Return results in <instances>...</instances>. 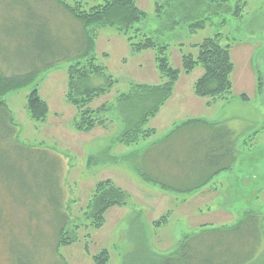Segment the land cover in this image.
I'll return each instance as SVG.
<instances>
[{"label":"rangeland","instance_id":"1","mask_svg":"<svg viewBox=\"0 0 264 264\" xmlns=\"http://www.w3.org/2000/svg\"><path fill=\"white\" fill-rule=\"evenodd\" d=\"M80 1L87 7L100 0ZM178 1L169 2L166 6V0H135L136 6L146 14L135 27L141 34L168 45L166 55L170 65L179 69V75L174 84L176 89L174 86L171 95L162 104L168 110L160 114L157 112L148 119L145 127L152 128L154 132L130 146L116 139L123 130L125 117L132 115L130 108L125 111L120 109L119 102L123 98L122 93L128 92L135 83L151 85L164 81L155 68L152 50L133 52L115 28L90 26L89 30L95 37V61L105 68L104 73L111 76V86L103 94L94 97L89 106L95 109L106 104L110 110L107 112L109 119L104 120L103 126L83 132L74 128L77 109L67 97V70L83 46L81 24L66 11L61 10L65 15L58 12L50 0L49 10L45 11L54 23L58 20L63 23L64 35L58 34L59 24L54 28L57 31H53V41L45 33L46 37L41 39V45L46 49L43 58L37 54L32 62L26 61L27 58L17 61L18 54L26 56L23 53L25 47L7 41L13 49L4 57L12 63L13 71L26 70L36 63L35 60L38 67L30 84L0 96L6 105L4 110L15 126L13 140L4 137L0 143V264L19 263L17 259L20 257L25 258L27 264H99L95 258L104 250L108 256L104 264H161L163 256L178 251L184 237L181 231L185 226L192 225L199 233L208 230L203 233L209 235L210 241H213L212 235H233V231L228 229L233 228L240 219L230 224L233 215L225 210L207 212L202 203H190L194 219L187 218L185 214V218H180L181 211L189 206V203H177L171 196L181 197L175 194L180 190L160 189L153 182L144 180L142 173L150 172L147 168L151 169L153 165L139 166L132 155H140L146 149L141 155L158 161L165 175L161 177L162 180L166 178L174 182L175 176L179 175L184 178L181 180L184 183H194L203 177L194 153L198 154L197 149L202 148V141L209 130L204 126L184 129L186 124L181 127L182 131L175 130L172 136H167L168 140L156 144L164 134L180 125L172 121L175 118L174 111L180 109L181 103L187 106V115H199L207 121L217 118L225 110L226 117L239 115V120L228 122L231 126L245 127L248 131L252 129L249 121L255 127L264 125V61H261L264 57V0H226L224 4L231 6L232 10L236 6V10L242 8L241 15L236 17L223 14V7L215 15L212 14L206 7L210 0H204L203 4L206 5L201 3L192 17H207V23L194 33L186 24L177 25L171 30L163 29V25L168 22L165 16L171 12L172 4ZM180 1L186 2L183 5L190 8L194 2ZM164 3L161 14L157 13L156 4ZM3 8L5 6L0 4V29L5 22L9 26L11 22V26H17L7 28L9 32L16 29L19 33L30 26L31 20L25 19V14L22 17L24 19L19 21L21 18L17 12L15 16V9ZM174 13L176 18H181L185 10L180 6ZM216 32L221 34L222 43L234 44V70L230 76L234 91L242 88L247 98L256 99L260 106L238 108L232 103L229 109L216 107L212 111L206 108L210 105L206 98V109L202 110L204 98L186 96L202 69L196 67L192 72L184 73L180 57L182 53L195 56L197 49L194 45ZM242 41L243 44L237 43ZM235 43L242 45L238 47ZM251 72H254L253 77ZM88 83L102 86L106 79L104 75L95 74L91 75ZM33 88L37 89L39 97L47 104V112L42 119H34L27 109L28 95ZM177 94L180 95L176 97ZM161 126L162 130H167L159 131ZM183 131L182 136L180 132ZM255 144L264 146V131L256 137L246 138L247 147ZM159 150L160 153L171 150V161L170 158L159 159ZM252 152L247 151L252 155L246 159L250 165L256 156ZM246 172L249 175L252 170ZM105 179L126 191L128 198L123 205L107 208L103 213L102 224L95 227L93 219L88 216L87 206L96 183ZM253 187L259 188L264 195L261 182L250 180L245 190L252 191ZM237 205L240 210L243 209L242 204ZM251 206L259 208L253 209ZM245 209L258 217L255 220L258 227L252 231H234L238 237L233 235L224 241L241 243L244 247L253 244L256 247L255 255L247 264H264V197L253 205L245 204ZM182 223H185L183 229L180 228ZM60 226H64L62 236L66 241L56 247ZM214 230L217 232L213 234ZM249 253V250L245 251V254Z\"/></svg>","mask_w":264,"mask_h":264},{"label":"trees","instance_id":"2","mask_svg":"<svg viewBox=\"0 0 264 264\" xmlns=\"http://www.w3.org/2000/svg\"><path fill=\"white\" fill-rule=\"evenodd\" d=\"M49 1L0 0V4L5 6L7 10L15 9L13 12L14 14L15 12L19 14L21 18L19 21L24 19L22 18L24 14L25 19L31 20L30 26L26 30L21 29L19 33L16 29H11L12 32L7 29L9 27L17 28L15 25L11 26L12 22L10 26L5 22V25L0 29V96L30 84L34 80L38 67V62L35 60L36 63H33L26 70L13 71L12 63L8 58L4 57L13 49L9 46L8 40H10V43L22 44L25 47V52L23 53L26 56L18 54L19 58H17V61L27 58L29 60L26 59V61L32 62L37 54L40 58L45 55L46 49L41 45V39L46 37L45 33L49 34L53 41V31H57L54 28L59 24L58 34L59 36L61 34L64 35L63 23L59 20L54 23L51 18H48L49 14L45 10L48 9ZM51 1L58 12L60 11L62 15H65L62 11H66L82 27V49L77 54L75 62L69 65L67 70V97L69 102L77 109V116L74 119L75 130L87 132L96 126H103L104 120L109 119L107 112L110 109L107 108L106 104H102L95 109L89 106L94 97L103 94L111 86V76L104 73L105 68L95 61L96 56L93 52L95 37L89 30L90 26L95 25L115 28L118 33L123 35L133 52H142L148 49L153 51L155 68L164 81L151 85L135 83L130 86L128 92L122 93L123 98L119 102V105H121L120 109L125 111V109L130 108L132 115L125 117L123 130L116 139L120 143L130 146L135 144L140 138L150 136L154 130L145 127L148 119L158 112L163 102L171 95L179 75V69L173 68L169 63L166 55L167 44L160 43L145 34H141L135 27L139 21L144 19L146 16L145 12L136 6L135 0H100L95 4H89L87 7L83 6L80 0ZM172 1L174 2V0H166V6ZM203 1L194 0L191 8L183 5V3H186L184 1L179 0L177 3H173L171 12L165 16L168 18V22L163 25V29L171 30L180 24H186L193 33L198 29H203L207 23V17L195 19L192 17L198 11L199 5L203 4ZM225 1L210 0L208 5L204 4L214 15L221 7L224 8L223 14H230L234 17L241 15L242 8L236 10L238 7L236 6L232 10L231 6L224 4ZM204 4L203 6H205ZM163 6H165V3L156 4L155 11L161 14ZM180 6L185 10V15L181 18H176L174 11L178 10ZM58 12H55V14ZM209 15L211 14L209 13ZM1 24L2 21L0 27ZM20 24L24 25L23 23ZM220 35L219 32H216L213 36L202 38L199 43L194 45L197 49L195 56L189 53H182L180 57L181 69L184 73L188 74L196 67L202 69L201 75L196 78L192 88L194 95L197 97L208 98V104L214 100H228L231 97L232 82L230 76L233 71V63L230 57V44L222 43ZM5 49L7 51L4 53ZM8 50L10 51L8 52ZM95 74L104 75L106 83L102 86H91L88 80L91 75ZM240 98L248 99L245 94H241ZM4 108H6V105L0 100V143L4 137H8L12 141L15 132V126L11 123L10 115ZM27 109L34 119H42L46 115L47 104L39 97L36 88H33L28 95ZM189 121L192 122L187 123V127L192 125L204 126L207 128L206 130H209L207 137L202 141V148L197 149L198 154L194 153L199 162L197 167L203 173V177L197 182H204L205 184L214 173L230 168L235 158V140H233L232 132L225 126H211L198 119ZM149 171L143 172L142 176L147 181L161 186V189H183L182 186L177 187V185L168 184L158 178V176L153 175H157L156 172L158 170ZM127 198L128 194L126 191L117 187L111 180L98 181L87 206L88 216L93 219L94 226L99 227L102 224L103 213L107 208L123 205L126 203ZM254 214L252 211L244 213L243 218L233 228L228 230L233 231L232 234L235 236L237 235L234 234V231L256 230L258 223L255 220L258 217ZM63 230L64 226H60L58 229L56 247L66 241L62 236ZM215 230L213 234L217 232ZM205 231L208 230L190 234V236H187L188 234L184 235L178 251L172 255L163 256L161 264H246L254 257L256 247L253 244H246V247H244L241 243L236 244L224 241V239L228 240L233 236L229 234L212 235L213 241H210L209 235L205 236L207 233H203ZM247 250L250 251L249 254H245ZM21 259L22 264H27L23 257L18 258L17 261L19 263L16 264H20ZM105 259H108V256L104 250L95 258V261L99 264H104Z\"/></svg>","mask_w":264,"mask_h":264},{"label":"crops","instance_id":"3","mask_svg":"<svg viewBox=\"0 0 264 264\" xmlns=\"http://www.w3.org/2000/svg\"><path fill=\"white\" fill-rule=\"evenodd\" d=\"M237 43L243 44L244 41L237 42ZM237 43H235V44H237ZM256 43H258L257 40H256ZM242 44H237V45H239L238 47H240ZM233 45L234 44H232V43L230 44V57H231V61L233 63V70H234V61L232 58ZM262 49H264V46L262 47ZM254 61H255V64H257L256 59H254ZM261 61H264V57L261 59ZM232 73H233V71H232ZM232 73H231V77H232ZM253 73L254 72H251L252 77H253ZM231 82H232V78H231ZM174 86L176 89V85H174ZM192 86L193 85L190 86L189 93L186 96L191 97L192 95H194ZM241 93L247 94L242 88L235 92L234 91V84L232 83L231 98L230 99H228V100H214V101H212V103H210V105H207V107H206L205 103H206L207 99L204 98L203 99L204 100L203 101L204 107L202 110H205L206 108H211V110L213 111V109L216 107H220L221 109H225V108L229 109V107H231L230 104H232V103L235 106L238 105V108H240V107L246 108L249 105H254V106H260L261 105L259 101H256V99H254L252 97L251 98L249 97L248 99L240 98L239 96ZM178 95H180V94H177L176 97H178ZM179 97H181V96H179ZM176 102H178V100H176ZM256 102H257V104H256ZM179 106H180V109L174 111V117L175 118H174V121H172L173 123L179 122L178 123V124H180V125H178L179 127L177 125H174L175 127L176 126L177 127L172 129L168 134L167 133L164 134L158 140V142L156 144L161 143V141L164 142V141L168 140L167 136L168 137H169V135L172 136L171 133H173L175 130L182 131L181 130L182 126L186 125L187 123L192 122L189 120H196V119L201 120L203 122H206L208 125H211V126H225V127H227L232 132L233 140H235V144H234L235 158H234V161L231 163L230 168L228 170H225L226 172L221 171L218 173H214V175L211 178H209L208 182H205V184H204V182H202V183H198V182H194V183L186 182V183H184L183 181H181L184 178L179 177V175L175 176L176 178L174 179V182L166 180V178L164 179V181H166L168 184L177 185V187H179V186L183 187V189H181L180 191L175 193L177 195H181V197H176L175 195H171L176 200V202L179 204H188L189 203V206L187 205L188 208H185L184 210L181 211L180 218H185V217H183L185 214L187 218L194 219V216L192 214L193 212H192V209L190 207L191 206L190 203H202L203 206L204 205L206 206L207 212H218V211H222V210L230 212L233 215L232 216L233 219H232V221H230V224H234L237 220H239V219L241 220L244 216V213L247 212V209H245V204L248 203V204L253 205L256 202H260L261 197H264V195L261 194L259 188L253 187L252 191H246L245 190V187L247 186V183L250 180L252 182H256V183L261 182V184L264 185V163H263L264 162V146L259 145V144H255L254 146L249 148L246 146V143H245V139L247 137L253 136V135L256 137L259 133L264 131V125L261 124L260 126L255 127L253 122L249 121L250 122L249 127L252 129L246 131L245 127L240 128V126H235V125L231 126L228 124V122L233 120V119L235 121H237V119L239 120L238 114L235 117H226V111L222 110L221 114L217 118L207 121L206 119H204L205 117H199V115H194V114L187 115V111H186L187 106H185L184 103H181V105H179ZM165 110L167 111L168 108L164 107L162 105L160 107L158 113L160 114V113H162V111H165ZM169 113H172V111H169ZM224 117H226V118H224ZM176 118L178 119V121ZM193 127H197V126L192 125L189 127H185L184 129H190ZM159 128H160L159 131H161V132H165L167 130V129H165V131L162 130L163 126H161ZM156 130L157 129H155V132H156ZM184 132L185 131L180 132L182 136H183ZM145 150H143V152ZM247 151H249L250 153L253 151L252 153H255L254 155H256L255 160L252 161V165H250L246 162V159L249 158L250 156H252L251 154H248ZM132 152H133V150H132ZM141 154L140 155H138V154L132 155V157L134 158L137 165H139V166L143 165L145 167L146 166L148 167L149 165H153L151 169H149V168H147V169H149L151 171L158 170L157 175L156 174H153V175H155L156 177L158 176V178H160V179H161V177H165V175L161 172V170L159 168V163L156 159L147 158V157L142 156ZM157 154L159 155V159L162 157H164L165 159H168V158H170L172 151L167 150L166 152L160 153V150H159V153H157ZM171 159L172 158H170L169 160L171 161ZM250 167H252V168H250ZM250 169L252 170V173L247 175L246 170H250ZM143 179L146 180L144 177H143ZM139 181L141 182V180H139ZM155 185L161 189V186H159L157 184H155ZM164 190H166V189H164ZM161 191L163 192V190H161ZM237 204H242L243 209L240 210L239 207H237L238 206ZM229 205H232V206H229ZM251 207L253 209H255V207L259 208L257 206H255V207L251 206ZM251 207H249V208H251ZM237 223L238 222H236L235 224H237ZM184 224L185 223H182L180 225L181 229L184 228L183 227ZM195 233H198L197 229L195 231V228H193L192 225H189V227L185 226V229H183L181 231V234H183V235L195 234Z\"/></svg>","mask_w":264,"mask_h":264}]
</instances>
